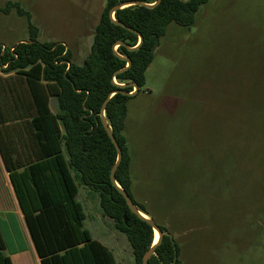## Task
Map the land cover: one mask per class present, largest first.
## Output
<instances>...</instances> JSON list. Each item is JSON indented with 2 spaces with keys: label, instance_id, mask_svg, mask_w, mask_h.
I'll return each instance as SVG.
<instances>
[{
  "label": "rangeland",
  "instance_id": "1",
  "mask_svg": "<svg viewBox=\"0 0 264 264\" xmlns=\"http://www.w3.org/2000/svg\"><path fill=\"white\" fill-rule=\"evenodd\" d=\"M8 3L31 14L40 43L65 45L77 65L106 6L0 0L4 47L28 39L26 19L1 11ZM145 78L123 132L133 199L176 240L182 264H264V0H209L192 27L171 24ZM89 192L78 198L85 229L117 264H135Z\"/></svg>",
  "mask_w": 264,
  "mask_h": 264
},
{
  "label": "trees",
  "instance_id": "2",
  "mask_svg": "<svg viewBox=\"0 0 264 264\" xmlns=\"http://www.w3.org/2000/svg\"><path fill=\"white\" fill-rule=\"evenodd\" d=\"M133 1L157 2L106 0L82 65L72 62V52L65 45L40 43L31 14L20 4L8 3L1 9L4 14L14 9L27 22L26 41L5 49L0 44V154L41 264H117L113 252L85 229L80 188L98 196L103 216L129 242L135 264H142L154 246L152 227L131 213L111 183L117 152L100 112L112 93L128 94L113 95L105 110L123 153L115 177L139 211L150 218L131 194V156L123 135L128 102L144 88L146 72L169 26L192 27L209 0H162L154 8L131 6L117 11L115 20L135 31L131 32L113 22L109 11ZM139 35L143 42L130 51L139 45ZM122 58L132 64L119 73L127 67ZM129 84L138 86L135 94ZM51 98L57 102L56 114L50 108ZM159 227L164 236L149 264H182L179 244L165 227ZM0 264H13L1 231Z\"/></svg>",
  "mask_w": 264,
  "mask_h": 264
},
{
  "label": "crops",
  "instance_id": "3",
  "mask_svg": "<svg viewBox=\"0 0 264 264\" xmlns=\"http://www.w3.org/2000/svg\"><path fill=\"white\" fill-rule=\"evenodd\" d=\"M49 103L52 113L56 114L57 102L55 110L53 109V107H51V99ZM89 193H86V195H89ZM0 231L5 244V253L11 258L13 264H41L34 244L31 240L29 231L25 224L23 213L20 209L14 189L12 187L9 173L5 169L1 154Z\"/></svg>",
  "mask_w": 264,
  "mask_h": 264
},
{
  "label": "water",
  "instance_id": "4",
  "mask_svg": "<svg viewBox=\"0 0 264 264\" xmlns=\"http://www.w3.org/2000/svg\"><path fill=\"white\" fill-rule=\"evenodd\" d=\"M161 1L162 0H157V2L154 5H146V4H143L141 2H137V1L123 3V4L117 5L114 8H112L109 11V17H110V19L113 22H115L117 25H120L122 28L127 29V30H129L131 32H135L134 30H132V29L126 27L125 25L117 22L115 20V13L117 11L121 10V9H124V8H127V7H131V6H140V7L154 8V7L158 6L161 3ZM139 39H140L139 45L136 48H134V49H129L130 51L136 50L141 45V43L143 42V37H141L139 35ZM121 45H123V43H118L117 44V46H121ZM4 49H5V47H4ZM122 59L127 62V67L125 69H123L122 71H120L119 73L125 72L132 64L130 59H126V58H122ZM128 86H130V87H132L134 89V92L132 94H135L138 91V86L136 84H129ZM120 87L121 88H125L126 86L122 85ZM118 93H121L123 95H128L127 93H124L122 91H117V92L112 93L109 96V98L104 102V104L102 106V109H101V112H100V118H101V122H102L103 128L106 131L109 139L111 140V142L114 145L115 150L117 152V161H116L115 165L113 166V168L111 170L110 180H111L112 185L115 186L118 189L119 193L125 199V201H126L128 207H129L131 213L134 214L135 216L139 217L140 219L144 220L147 224H149L152 227V229L154 230L155 234L158 235V240L154 243V246L151 247L146 252V254L144 255V257L142 259V264H149V260L155 255L156 247L161 243L164 234L161 231L160 227L151 218H149L148 216L143 214L141 211H139L138 207L134 204V202L132 201L130 196L116 182L115 175H116L118 167L121 164V161H122V158H123V153H122L121 148H120L117 140L115 139V137L113 135V132H112V130H111V128H110V126H109V124L107 122V119H106V116H105V110H106L107 104H108L109 100L112 98V96L116 95Z\"/></svg>",
  "mask_w": 264,
  "mask_h": 264
},
{
  "label": "bare ground",
  "instance_id": "5",
  "mask_svg": "<svg viewBox=\"0 0 264 264\" xmlns=\"http://www.w3.org/2000/svg\"><path fill=\"white\" fill-rule=\"evenodd\" d=\"M156 236H157V239L155 240V242L158 240V235L156 234Z\"/></svg>",
  "mask_w": 264,
  "mask_h": 264
}]
</instances>
